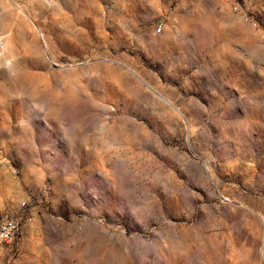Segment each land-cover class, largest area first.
<instances>
[{
    "label": "rangeland",
    "instance_id": "rangeland-1",
    "mask_svg": "<svg viewBox=\"0 0 264 264\" xmlns=\"http://www.w3.org/2000/svg\"><path fill=\"white\" fill-rule=\"evenodd\" d=\"M36 198L1 264H264V0H0V206Z\"/></svg>",
    "mask_w": 264,
    "mask_h": 264
},
{
    "label": "built area",
    "instance_id": "built-area-1",
    "mask_svg": "<svg viewBox=\"0 0 264 264\" xmlns=\"http://www.w3.org/2000/svg\"><path fill=\"white\" fill-rule=\"evenodd\" d=\"M233 10L237 11L238 6L234 5ZM244 21L248 22L244 16ZM160 32V29L157 30ZM42 198L35 200H21L14 208L8 209L0 206V264L11 248L14 241L21 235L26 224L32 223L38 213V206L43 204ZM259 264H263L260 260Z\"/></svg>",
    "mask_w": 264,
    "mask_h": 264
}]
</instances>
